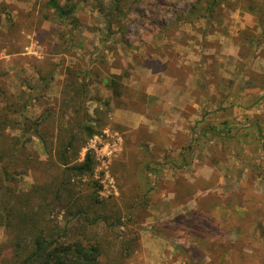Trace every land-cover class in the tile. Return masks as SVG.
I'll return each instance as SVG.
<instances>
[{"label":"rangeland","instance_id":"1","mask_svg":"<svg viewBox=\"0 0 264 264\" xmlns=\"http://www.w3.org/2000/svg\"><path fill=\"white\" fill-rule=\"evenodd\" d=\"M49 1L0 0V80L22 105L15 108L17 119L39 122L48 110L58 118L53 132L42 125L25 133L8 128V133L20 135V146L26 143L44 160L48 149L55 153L66 140L68 166L84 161L87 153L94 158L92 173L68 171L74 200L68 199V212L63 204L53 208L50 224L68 225L74 237L102 236L104 224L91 226L83 215L73 214L84 209L88 217L102 215L119 235L141 236L142 250L131 264H211L212 259L201 258L204 242L213 237L216 242L219 235L225 241L218 243L230 248L229 263L237 264L242 252L250 258L259 249L261 258L254 264H264V131L240 137L234 127L237 135L227 139L201 136L189 141L183 133L169 138L162 113L170 110L149 94L159 93L155 85L168 75L181 82L190 78L186 61L194 56L199 57L203 80H221L214 55L242 31L243 21L255 27L240 10L241 1L221 4L217 16L223 15L222 21L198 14L192 18L197 0H58L73 8L64 19ZM242 71V82L264 80L263 74ZM113 74L122 76L119 97L108 87ZM70 80L86 84L80 109L69 107L64 97ZM97 107L103 112L96 114ZM95 115L100 119L89 136L83 125ZM189 144L193 149H187ZM17 173L27 175L24 184L29 188L32 171L19 168ZM200 178L214 186L187 194L184 183ZM211 200L219 202L218 215L228 218L238 205L246 218H231L232 224L218 226V231L208 223L187 226L199 205L208 207L203 204ZM200 226L204 242L192 246ZM6 237L0 227V240Z\"/></svg>","mask_w":264,"mask_h":264},{"label":"trees","instance_id":"2","mask_svg":"<svg viewBox=\"0 0 264 264\" xmlns=\"http://www.w3.org/2000/svg\"><path fill=\"white\" fill-rule=\"evenodd\" d=\"M240 1V10L245 14V19L251 20L255 23L254 26L258 27H256L257 30L255 27L239 30L235 36L241 44V56L245 57L246 54L249 55V50L258 49L260 45H264V0ZM223 2H229V0H197L190 16L193 18L198 14L199 17L212 21L217 18L222 21L223 15L219 17L217 14L220 13V6ZM49 5L61 19L73 12V8L66 9L58 0H50ZM224 16L227 17V14ZM262 74L264 75V73ZM121 78L120 74H113L108 85L113 95L117 97L122 94ZM45 79L48 81L50 78L46 77ZM85 85V83H77L74 80H70L66 85L64 97L68 99L69 107L78 106V109L81 108L79 101L82 100V97L80 95L85 89ZM0 96V227H3L7 234L6 239L0 240V264H131L136 257L134 255L142 250L141 236L138 233L119 235L114 230V224L108 222L102 215L88 217L90 212L84 209H79L73 214L76 217L83 215L91 226L104 224L107 231L102 236L86 238L81 235V237H74L71 236L68 225L55 228L50 224L49 212L60 204H63L68 212V199L74 200V190L68 191V171L75 175L92 173L94 158L91 153H87L84 161L68 166V141L66 140L62 141L64 144H61L55 153L48 149V157L44 160L40 159V155L33 149L28 150L26 143L20 146V135L8 133V128L25 133L27 129L42 125L47 132H53L58 119L57 115L52 110H48L42 121L38 122L30 118L19 120L14 117V112L18 110L15 109L16 107L22 105L1 80ZM100 112H103V109L97 107L96 114ZM99 119L100 117L95 115L83 125L89 136L96 132L95 123ZM263 125L264 123L259 124L258 127L254 125L253 131H249L247 136L251 132V134L257 132V135L263 133ZM236 127L238 131L240 126ZM235 135L237 133H233L230 138ZM42 139L47 149L49 146L45 143L47 140L45 137ZM26 140H32V137H27ZM72 143L71 139L70 145ZM190 148L191 146L187 149ZM19 168L32 171L34 181L29 188L24 184L27 175L18 176ZM203 182H206L207 185L197 188V184H203ZM209 182L200 178L197 183L186 182L184 185L188 189L187 194H190L194 193L196 189L204 191L213 187L214 185ZM95 202L102 203L99 199H96ZM206 204L208 207L199 205L196 215L193 216V221L186 222L187 226L190 223L195 225L208 223L213 224L214 231H218V226L223 229L231 225L232 223L229 221L231 218L233 221L246 218L245 212H242L238 205L234 209L236 211L225 218L218 215L216 211L219 209L218 200H211L203 205ZM205 228L208 227L205 226ZM194 235L192 246H195L196 242H204L205 234L201 226L200 229H195V234L192 236ZM214 239L216 240V237L211 240L205 239L204 243L207 247L202 252L201 258L212 259L211 264H231L229 263L231 260L229 259L230 248L218 243L224 242L225 237L219 235L216 242ZM260 258L259 249H254L250 258L247 252H242L240 258L237 259V264H254Z\"/></svg>","mask_w":264,"mask_h":264},{"label":"crops","instance_id":"3","mask_svg":"<svg viewBox=\"0 0 264 264\" xmlns=\"http://www.w3.org/2000/svg\"><path fill=\"white\" fill-rule=\"evenodd\" d=\"M248 26L243 21L241 29H247ZM223 46L222 51L214 53V62H217L214 67L220 81L203 80L199 57L195 56L191 61H186V67H191L192 71H186L187 74L191 73V77L185 82L172 79L160 70L168 75V79L155 85L160 89L159 93L149 94H152L150 96L154 102L160 101L170 110L166 116L162 113V121L169 125V138L176 133H183L189 141L201 136L227 139L233 135L232 128L236 126H240L238 135L247 137L254 125L258 127L264 123V80L241 81L244 76L242 69H250L254 74L264 73V45L249 50V55L245 57L241 56V44L236 37L224 41ZM192 78H196V81H192ZM188 122L192 123L185 129L184 124ZM204 122L208 123L207 127H203ZM214 171L217 172V169Z\"/></svg>","mask_w":264,"mask_h":264}]
</instances>
